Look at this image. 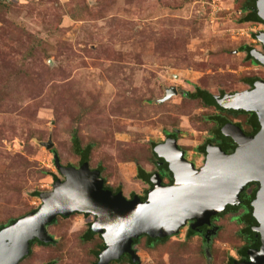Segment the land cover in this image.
I'll list each match as a JSON object with an SVG mask.
<instances>
[{"label":"rangeland","instance_id":"374dc122","mask_svg":"<svg viewBox=\"0 0 264 264\" xmlns=\"http://www.w3.org/2000/svg\"><path fill=\"white\" fill-rule=\"evenodd\" d=\"M246 3L0 0V226L39 208L41 195L65 180L55 154L64 167L81 166L76 133L83 148L92 146L91 168L131 197L145 194L139 167L157 170L155 147L166 132H178L201 167L197 148L214 140L218 115L250 129L248 116L185 96L201 88L224 99L264 77L242 50L258 45L264 27L244 21ZM173 87L179 94L160 102ZM233 218L216 222L221 229L210 245L185 229L155 247L144 237L135 247L141 264H229L244 244ZM94 219L58 216L49 227L54 244H35L21 264H96L103 239L86 238Z\"/></svg>","mask_w":264,"mask_h":264},{"label":"water","instance_id":"95a60500","mask_svg":"<svg viewBox=\"0 0 264 264\" xmlns=\"http://www.w3.org/2000/svg\"><path fill=\"white\" fill-rule=\"evenodd\" d=\"M258 8V17L264 21V0L258 1ZM252 55L264 65L261 53L254 51ZM178 93L176 87L167 89L160 102H166ZM210 101L219 109L254 112L262 125L260 132L251 137L237 125H226L223 133L238 144L236 152L227 154L222 148L211 145L200 170L185 159L176 139L158 145L155 153L170 163L175 182L164 186L161 176L156 174L152 178L154 187L146 200L138 196L129 199L123 192L114 194L106 190L99 169L93 170L89 163L79 168L64 167L59 155L55 154L56 167L65 180L57 181L52 191L41 195L43 203L38 210L0 231V264H20L30 254L33 240L45 243L52 240L47 226L53 220L59 215L77 212L97 216L93 229L105 238L100 253L102 264H110L125 254L141 264L134 248L136 239L145 234L152 238L177 235L193 219L199 221L200 226L211 225L213 217L225 212L229 206L240 204V195L251 181L262 184L253 201L255 218L261 224L262 247L250 254L249 262L241 264H264V82L256 83L252 90L224 99L212 96ZM44 145L50 150L54 142L51 139ZM162 149L166 152L161 153Z\"/></svg>","mask_w":264,"mask_h":264},{"label":"flooded vegetation","instance_id":"af4514ba","mask_svg":"<svg viewBox=\"0 0 264 264\" xmlns=\"http://www.w3.org/2000/svg\"><path fill=\"white\" fill-rule=\"evenodd\" d=\"M258 1L259 0H252V13L254 14H259V8H258ZM246 5L249 3V0H246ZM250 4V3H249ZM244 12H246V15L247 16L249 14V12L245 11L243 9ZM248 22H252V23H258L260 24L261 26H264V21H255V20H252V21H248ZM256 35V41L258 43V45H256L255 47L254 46H244L242 48L243 51H246L247 52V56L254 62V64L256 65H259L261 67L264 68V65L260 64L259 62H257L252 53L254 51L258 52L259 54L261 53V55L264 56V27L263 29L259 32V34H255ZM261 36V37H260ZM252 80V81H251ZM264 82V77H261V76H255L253 78H250L248 80V83L246 85V88L244 90H242L241 92H246V91H249V90H252L255 88V85L256 83L258 82ZM202 91H205V90H202L201 88H196L195 92H186L185 93V96L186 97H191V98H194V99H200L202 100L203 102H205V100L203 98H200V96L198 98H195V97H192V96H189L188 94L191 93V94H199L202 92ZM179 92V90H178ZM208 92V91H206ZM240 92V91H239ZM210 93V92H208ZM235 93H238V92H235ZM233 93V94H235ZM179 94V93H178ZM177 94V95H178ZM219 109V108H218ZM222 112H227L230 114V110H223V109H220ZM237 115H246L250 113H253V112H236ZM221 115V114H220ZM231 115H234V114H231ZM219 116V115H218ZM222 116H225V115H222ZM257 116V115H256ZM248 121V120H247ZM259 121V119H258ZM260 122V121H259ZM234 124V125H237L239 126L243 131L244 133L247 135V136H256L261 128H262V125L261 123L259 124L258 126V129L257 128H253L252 126L250 127L249 123L246 122L248 124V126L250 127V129H246L243 127V125L241 123H234L233 121L230 120V122L228 124ZM227 124V125H228ZM226 126V125H225ZM224 126V127H225ZM223 127V128H224ZM223 128H222V133H223ZM224 135V133H223ZM225 136V135H224ZM172 139H176L177 141V145H178V149L180 151L183 152L184 154V157L185 159H187L188 161H190L188 159V152L186 151V149L180 145V138H179V134L178 132H166V139L161 142V144H165L167 143L169 140H172ZM229 143H232V146L229 145ZM158 145L160 144H157L155 149L158 147ZM215 146V147H220L222 148L223 151H225L227 154H233L236 152L237 148H238V144L233 140L232 137H218L216 134L214 136V140H210L208 144L204 145L206 147V150L205 151H201L200 150V146L197 148V151L199 153V158H200V155L201 156H204V163L206 162V159H207V149L209 146ZM203 147V146H202ZM156 154V153H155ZM155 157L157 158V162H156V167H157V172H153L152 174H154L150 181L147 182L145 181L144 179L143 182L144 184H146V190H145V194L143 195H139L137 193H133L131 194V197H128L123 189L121 188H118V189H115L113 187H107L109 186L107 184V181H106V186H105V189L108 190V191H112V193L114 194H118L119 192H123V194L129 198V199H133L135 197H141L142 199H147L146 198V195L149 193V191L154 187V184L152 182V178L156 175V174H159L162 178V184L164 186H169L171 184H173L175 182V174L174 172L171 170V167H170V163L167 162L165 160L164 157H158L157 155H155ZM192 162V161H190ZM194 163V162H192ZM195 164V163H194ZM169 165V170L167 171L166 169V166ZM205 164H203L201 167L197 164H195V167L197 169H201L202 167H204ZM59 171V170H58ZM149 173V172H148ZM63 175V174H62ZM103 177V176H102ZM104 178V177H103ZM262 187V184L258 181H251L250 183H248L243 192L241 193L240 195V204L238 206H229L227 207L226 211L223 212L222 214L220 215H216L215 217L212 218V224L211 225H201L200 226V223L199 221H197L196 219H193V220H189L188 221V224L186 226H184L181 230H180V233L185 229L186 230V233L188 235V237H194V236H202L204 241L210 245L212 239L214 236L217 235V233L220 231L221 227L218 226L216 224V222L221 219L224 215L228 214V213H231L233 214V219L235 221H237L241 226H242V229L240 231V234L241 236L243 237L244 239V244L240 247V248H237L236 250V257L234 256H231V258H235V260H237L239 262V264L241 263H245V262H249L251 260V257H250V254L254 251V250H260L261 247H262V234H261V231H260V227H261V224L260 222L255 218V209L253 207V201L256 199L257 195H258V192L260 191ZM42 205V204H41ZM41 207V206H40ZM39 207V208H40ZM39 208L35 209V210H38ZM34 212V211H33ZM78 213V212H77ZM73 214H76V213H73ZM79 214H84L85 216H89L88 214H85V213H79ZM28 215V214H27ZM90 215H93L94 218L97 220V216L95 214H90ZM59 216H63V215H59ZM57 219V218H56ZM94 219V220H95ZM95 220V222H96ZM95 222H92L90 225H89V229L88 231L86 232V238L87 240H93L95 238L96 235L99 234V236L103 239V244L101 246V251L103 249V247L105 246V238L103 236L102 233L100 232H95L94 229H93V226H94V223ZM54 224L53 222L50 224L52 225ZM50 225L47 226V233L48 235L52 238L51 241L49 242H41L39 240H33L32 241V244H31V252H32V248L35 244L37 243H40V244H43V245H49V244H54V242L56 241V239L50 234L49 232V227ZM218 228V229H217ZM89 231H91L92 235H90ZM179 233V234H180ZM191 233V235H190ZM178 235V234H177ZM175 236V235H173ZM172 237V236H170ZM169 237V238H170ZM161 238V237H159ZM165 238V237H164ZM259 244H258V242ZM136 246L134 245V248ZM101 251L99 253H101ZM30 252V254H31ZM29 254V255H30ZM28 255V256H29ZM125 255H129V254H125ZM28 256H26L25 258L22 259V261L24 259H26ZM99 256V262L101 263V260H100V255L98 254ZM130 256V255H129ZM123 257V256H122ZM121 260V259H119ZM22 261L20 262V264L22 263ZM118 260H114L112 262H116ZM120 262V261H119ZM54 262H49L47 264H53ZM98 262H96L97 264Z\"/></svg>","mask_w":264,"mask_h":264},{"label":"trees","instance_id":"16d2710c","mask_svg":"<svg viewBox=\"0 0 264 264\" xmlns=\"http://www.w3.org/2000/svg\"><path fill=\"white\" fill-rule=\"evenodd\" d=\"M249 3L244 7V10L247 11V12H249V14L247 16H245L244 21H247V22L248 21H252V20H255V21H258L259 20V21H261L259 19V17H258L257 14L252 13V6H251L252 5V0H249ZM188 95L189 96H192V97H195V98H198L200 96V98H203L205 100V102H204L205 105H207V106H214L213 104H210L209 103L211 96L206 91H202L200 93V95L197 94V93H195V94L189 93ZM223 110H225V109H223ZM230 114L237 115V113L235 111H230ZM247 116L249 117V119H248L247 122L249 123L250 127L252 126L253 128H257L258 129V126H259L260 122L258 121V117L256 116V114L253 112V113H250V115L247 114ZM212 119H214V118H212ZM214 120L219 124V127H218V130L216 132V135L219 138L220 137H222V138L225 137L223 135V133H222V128L230 122V119L228 117H226V116L219 115ZM73 143L75 145L76 152L80 155V158H81L80 163H81V165L82 164H85V163H89L90 162L91 151H92V146H87V147L83 148L81 146V140L79 139V136H78L77 133L75 135H73ZM229 145L232 146V143H229ZM200 150L201 151H205L206 150V147L203 146V147L200 148ZM160 152L161 153H165L166 151H165V149H162ZM98 169L103 173L102 168H98ZM166 169H167V171L169 170V165L166 166ZM155 172H157V171H155ZM61 174H62V172H61ZM153 175L154 174L148 173L143 168H140L139 167V177L142 178V179H144L145 181L149 182L150 179H151V177ZM52 176H54V179L59 180V178H58V176H56V174H52ZM105 186H106V181H105ZM107 187H110V186H107ZM144 200H146V199H144ZM34 211H36V210H34ZM19 219L20 218H18V219H12L8 223V225H2V226H0V231L2 229H4L5 227H7V226H9V225H11L13 223H15ZM56 221H57V219L53 220V223H55ZM89 233H90V235H92L91 231H89ZM190 235H191V233H190ZM144 237L147 239V244L149 245V247H155L157 244L164 243V242H166L169 239V237H165V238H152L151 236L145 234V235H142L139 239H136L135 242H134V245L135 246L138 245L141 242V239L144 238ZM257 242H258V240H257ZM258 244H259V242H258ZM99 255H100V253H99ZM122 260H128L130 262V264H139V262H135L132 259V257L129 256V255H123V257L121 258V260H118L116 262H119V261H122ZM97 264H102V263H100L98 261ZM229 264H239V262L237 260H235V258H230Z\"/></svg>","mask_w":264,"mask_h":264},{"label":"built area","instance_id":"2783aa9c","mask_svg":"<svg viewBox=\"0 0 264 264\" xmlns=\"http://www.w3.org/2000/svg\"><path fill=\"white\" fill-rule=\"evenodd\" d=\"M5 1H10V0H5Z\"/></svg>","mask_w":264,"mask_h":264}]
</instances>
